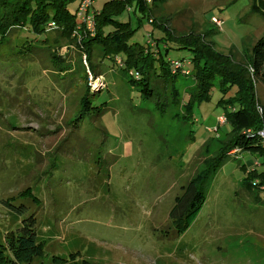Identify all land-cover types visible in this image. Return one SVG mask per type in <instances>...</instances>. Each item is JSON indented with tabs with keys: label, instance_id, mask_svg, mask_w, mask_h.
I'll list each match as a JSON object with an SVG mask.
<instances>
[{
	"label": "rangeland",
	"instance_id": "rangeland-1",
	"mask_svg": "<svg viewBox=\"0 0 264 264\" xmlns=\"http://www.w3.org/2000/svg\"><path fill=\"white\" fill-rule=\"evenodd\" d=\"M109 1L94 0L92 10ZM166 1L154 10L155 22L167 18L177 35L205 34L235 59L264 34V13L249 14L254 0ZM79 2L67 10L75 14ZM115 19L136 29L133 43L146 44L152 27L144 18L137 28L133 7ZM45 37L26 25L18 38L9 33L0 44V242L33 218L43 254L31 264H264V190H258L264 185L250 178L251 187L240 184L248 175L240 165L252 168L254 154L230 152L238 160H226L214 173L186 231L178 233L168 219L203 162L228 139L230 126L218 123L222 93L215 87L191 120H183L182 105L161 114L118 74L94 78L68 44H54L39 59L19 53L22 42ZM53 52L59 63L49 62ZM191 57L170 49L164 60ZM191 85L179 80L181 96ZM92 89L93 110L79 118L82 97ZM257 92L264 104V88Z\"/></svg>",
	"mask_w": 264,
	"mask_h": 264
},
{
	"label": "trees",
	"instance_id": "trees-1",
	"mask_svg": "<svg viewBox=\"0 0 264 264\" xmlns=\"http://www.w3.org/2000/svg\"><path fill=\"white\" fill-rule=\"evenodd\" d=\"M71 1L73 0H0V44L9 33L15 32L18 38V31L27 25L33 34H46V37L31 43L22 42L19 53L28 54L25 57L35 56L32 59H39V52L50 51L54 44L59 47L68 44L76 48L84 58L94 78L105 79L104 75L110 72L118 74L125 84L138 91L141 99L152 103L154 109L161 114L167 112L169 105L184 106L186 114L183 120H191L193 108L208 102L215 87L222 93L217 105L223 107L225 124L230 126L228 139L213 158L203 162L200 173L189 181L172 206L168 219L175 231L184 232L193 223L206 201V187L213 180L214 173L226 160H238V157H230V152L256 155L257 167L250 168L245 162L240 165L243 175H247L246 169L248 172L241 180V185L251 187L252 184L247 182L248 178L251 181L256 179L257 183L264 185V146L258 136V132L264 129V104L257 92L259 85L264 88V34L251 49L235 59L232 55L219 53L212 43L205 40V34L190 32L177 35L168 26L167 18L160 17L155 22L152 19L154 10L166 4V0H153L150 6H146L141 0L106 2L100 11L93 12L92 32L86 29L76 13L71 14L67 10V4ZM256 2L250 6L249 14L256 11L264 13V6L259 10ZM128 7H133L137 28L144 18L151 25L152 32L148 34L147 40L152 45L148 41L143 46L133 43L132 37L136 29L131 27L130 22L115 19ZM150 19L152 22H149ZM154 30L160 36L154 37ZM49 32L54 33L51 39ZM170 49L186 50L192 54L190 59H173L187 63V75L172 70L168 62L170 59L164 60ZM55 54H48L52 56L50 63L61 61ZM105 60L112 63L105 66ZM65 67L62 66V72L69 74L70 70ZM182 78L192 81V85L183 90L186 97L181 96L178 90L179 80ZM104 88L107 89L105 83L102 86ZM90 94H97V91L88 90L82 97L84 109H81L79 118L84 114L83 118L90 115V110H93L87 99ZM101 110L97 108L98 114ZM34 225L33 218H29L19 230L6 234L3 242H0V264H31L34 259L41 257L43 250L37 243Z\"/></svg>",
	"mask_w": 264,
	"mask_h": 264
},
{
	"label": "built area",
	"instance_id": "built-area-1",
	"mask_svg": "<svg viewBox=\"0 0 264 264\" xmlns=\"http://www.w3.org/2000/svg\"><path fill=\"white\" fill-rule=\"evenodd\" d=\"M141 1L146 6H150L153 2V0H141ZM93 3H94V0H80L77 11H76L77 18L81 21V23L90 32H92V30L94 28V21H93L94 10H92ZM212 20L214 21V23L220 25L221 21L217 20L216 18H212ZM149 22H152V20L150 19ZM147 43L152 45L150 40H148ZM117 62L119 63V61H117ZM168 62H169V66L172 70L181 71V73L185 74V75L188 74V72L185 71V68L187 65V63L185 61L170 59ZM225 121H226L225 117L221 116L219 118L218 123L224 125ZM258 136L260 137L262 145L264 146V129H262L258 132ZM257 166H258V162L256 160H254L252 163V167H257Z\"/></svg>",
	"mask_w": 264,
	"mask_h": 264
},
{
	"label": "crops",
	"instance_id": "crops-1",
	"mask_svg": "<svg viewBox=\"0 0 264 264\" xmlns=\"http://www.w3.org/2000/svg\"><path fill=\"white\" fill-rule=\"evenodd\" d=\"M94 10V9H93Z\"/></svg>",
	"mask_w": 264,
	"mask_h": 264
}]
</instances>
